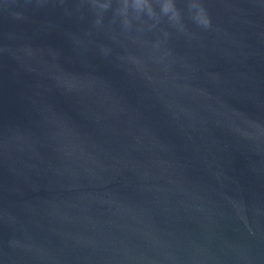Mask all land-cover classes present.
<instances>
[{
  "label": "water",
  "instance_id": "95a60500",
  "mask_svg": "<svg viewBox=\"0 0 264 264\" xmlns=\"http://www.w3.org/2000/svg\"><path fill=\"white\" fill-rule=\"evenodd\" d=\"M0 264H264V0H0Z\"/></svg>",
  "mask_w": 264,
  "mask_h": 264
},
{
  "label": "clouds",
  "instance_id": "9594fccd",
  "mask_svg": "<svg viewBox=\"0 0 264 264\" xmlns=\"http://www.w3.org/2000/svg\"><path fill=\"white\" fill-rule=\"evenodd\" d=\"M169 7L170 6L166 5V6L163 7L162 10L164 12H167L169 10ZM177 15H178V13H177ZM198 15L200 17L199 22L202 23L203 25L207 26L209 24V21H208L207 17L204 15V10H203V8L201 6H199Z\"/></svg>",
  "mask_w": 264,
  "mask_h": 264
}]
</instances>
